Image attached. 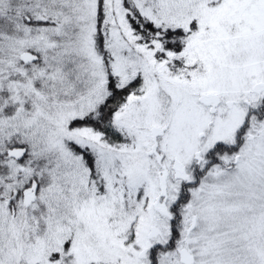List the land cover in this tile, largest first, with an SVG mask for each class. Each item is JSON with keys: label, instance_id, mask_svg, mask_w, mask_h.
Masks as SVG:
<instances>
[{"label": "snow or ice", "instance_id": "6c2138e0", "mask_svg": "<svg viewBox=\"0 0 264 264\" xmlns=\"http://www.w3.org/2000/svg\"><path fill=\"white\" fill-rule=\"evenodd\" d=\"M0 264H264V0H0Z\"/></svg>", "mask_w": 264, "mask_h": 264}]
</instances>
